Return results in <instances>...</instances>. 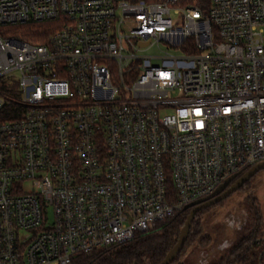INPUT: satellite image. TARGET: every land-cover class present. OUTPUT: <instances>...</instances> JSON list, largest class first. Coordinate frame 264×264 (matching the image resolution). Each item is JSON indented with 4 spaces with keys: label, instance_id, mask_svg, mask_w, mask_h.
I'll return each mask as SVG.
<instances>
[{
    "label": "built area",
    "instance_id": "2783aa9c",
    "mask_svg": "<svg viewBox=\"0 0 264 264\" xmlns=\"http://www.w3.org/2000/svg\"><path fill=\"white\" fill-rule=\"evenodd\" d=\"M208 2L0 0V264L125 243L264 162V0Z\"/></svg>",
    "mask_w": 264,
    "mask_h": 264
},
{
    "label": "trees",
    "instance_id": "16d2710c",
    "mask_svg": "<svg viewBox=\"0 0 264 264\" xmlns=\"http://www.w3.org/2000/svg\"><path fill=\"white\" fill-rule=\"evenodd\" d=\"M145 1L158 2L162 0ZM178 5H195L205 13L208 10L209 2L208 0H178ZM10 29L12 30L11 35L31 42H44L52 31L50 23L45 22L27 23L16 27H10ZM182 49L186 52H195L192 47L188 48L187 45L186 47L184 45ZM251 201L250 204L253 208V213L251 215V220H249V224L243 226L236 242L226 252V256L213 264L264 263V222L261 211L256 205V201L254 199ZM206 209L200 210L195 214L182 249L169 264H182L177 262V256L181 253L190 238L199 234V229L197 230L195 228L196 217L200 212ZM189 210L190 209L183 210L168 220L159 223L155 228L149 231L136 234L125 243L110 246L98 251H92L90 253L78 254L72 259L70 264H159L169 249L175 244ZM208 238L207 235L200 236L198 238V243L206 245Z\"/></svg>",
    "mask_w": 264,
    "mask_h": 264
},
{
    "label": "rangeland",
    "instance_id": "374dc122",
    "mask_svg": "<svg viewBox=\"0 0 264 264\" xmlns=\"http://www.w3.org/2000/svg\"><path fill=\"white\" fill-rule=\"evenodd\" d=\"M163 52L178 56L183 53V49L171 48L161 41L146 49L144 54L159 56ZM152 62L157 63L159 60L152 59ZM253 199L261 211L264 222V168L258 170L245 184L223 201L197 215L195 228L199 229V234L191 237L186 243L177 256V262L213 264L224 258L228 249L236 242L243 226L249 224L252 218L253 208L250 203ZM48 214L52 216L51 208H48ZM203 235L209 237L206 245L198 243V238Z\"/></svg>",
    "mask_w": 264,
    "mask_h": 264
},
{
    "label": "water",
    "instance_id": "95a60500",
    "mask_svg": "<svg viewBox=\"0 0 264 264\" xmlns=\"http://www.w3.org/2000/svg\"><path fill=\"white\" fill-rule=\"evenodd\" d=\"M262 168H264V162L255 164L237 178H234L233 176L226 180V182L222 186H220V188L210 198L186 206V208H191L185 218L182 228L180 229L179 236L175 244L169 249L165 257L159 264H169L170 261L173 260L176 257L177 253L182 249L184 242L187 239L193 218L197 212L213 206L220 201H223L230 194L239 189L245 182L250 179L251 176H253L258 170Z\"/></svg>",
    "mask_w": 264,
    "mask_h": 264
}]
</instances>
